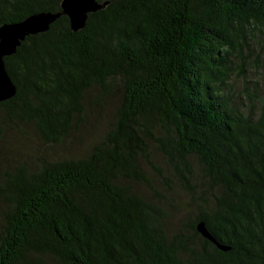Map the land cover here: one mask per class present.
I'll list each match as a JSON object with an SVG mask.
<instances>
[{
    "label": "trees",
    "instance_id": "obj_1",
    "mask_svg": "<svg viewBox=\"0 0 264 264\" xmlns=\"http://www.w3.org/2000/svg\"><path fill=\"white\" fill-rule=\"evenodd\" d=\"M97 1L5 58L0 139L44 150L0 171V264H264V0Z\"/></svg>",
    "mask_w": 264,
    "mask_h": 264
},
{
    "label": "water",
    "instance_id": "obj_2",
    "mask_svg": "<svg viewBox=\"0 0 264 264\" xmlns=\"http://www.w3.org/2000/svg\"><path fill=\"white\" fill-rule=\"evenodd\" d=\"M108 2L99 3L97 0H63L61 12H42L34 14L18 23L0 26V102L8 101L17 94V87L12 81L5 64V58L17 53L21 43L31 35L46 33L51 25L60 17L67 16L71 30L79 32L87 26L89 15L104 10ZM198 232L211 241L221 251L230 250L220 243L208 230L204 222L197 225Z\"/></svg>",
    "mask_w": 264,
    "mask_h": 264
},
{
    "label": "rangeland",
    "instance_id": "obj_3",
    "mask_svg": "<svg viewBox=\"0 0 264 264\" xmlns=\"http://www.w3.org/2000/svg\"><path fill=\"white\" fill-rule=\"evenodd\" d=\"M250 77L253 79L252 75ZM87 127L89 126L81 129L82 144L74 145L70 149V154L81 152L91 142L93 137L90 132L93 131L95 135L96 130L91 128L89 131L86 129ZM29 133V136L22 137L17 132H9L8 135H5V139H0V171L11 169L20 161L29 160L36 148H39L40 151L44 150L36 135L31 131Z\"/></svg>",
    "mask_w": 264,
    "mask_h": 264
}]
</instances>
